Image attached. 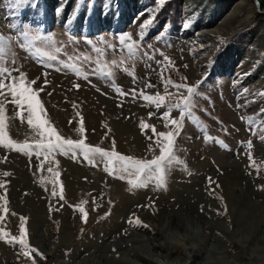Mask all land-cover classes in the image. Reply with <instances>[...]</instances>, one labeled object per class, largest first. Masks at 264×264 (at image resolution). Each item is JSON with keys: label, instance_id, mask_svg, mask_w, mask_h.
I'll return each instance as SVG.
<instances>
[{"label": "rangeland", "instance_id": "374dc122", "mask_svg": "<svg viewBox=\"0 0 264 264\" xmlns=\"http://www.w3.org/2000/svg\"><path fill=\"white\" fill-rule=\"evenodd\" d=\"M222 1L202 0L189 8L188 0H148L143 6L134 4L131 16L122 22L116 10L126 4L125 0H0V46L5 49L0 53V66L16 69L13 76L24 73L26 82L36 81L31 84L33 88L44 89L38 93L45 110L42 117L65 139L152 159L159 154L156 133L174 131L175 126L163 117L166 106L157 109L144 97L165 95L163 81L169 78L172 84L168 91L173 95L166 103L183 105L182 98L188 95L187 88L176 89L175 84L196 89L187 107L174 108L170 114L180 119L183 112L185 118L175 140L178 160L168 170L163 187L152 182L146 188H132L130 178L120 180L110 175L102 161L89 164L79 150L75 158L59 150L37 157L34 151L0 146V264H55L57 260L70 264L73 250H80V259L86 258L82 254L87 251L85 244L91 247L98 240L99 246L112 245L117 250L130 244L152 248L148 241L162 243V236L171 246L186 249L194 243L223 252L227 249V232L218 231L220 228L205 213L223 205L232 217L248 215L252 224L263 227L264 8L259 0ZM240 2L246 5L243 16L226 23ZM216 7H221L219 13L213 14ZM211 17L210 26L202 25ZM225 25L230 30L224 37L205 34L210 28L218 30ZM25 31L30 37L39 36L35 46L57 59L37 57L34 50L22 48ZM121 34L126 37L124 44L119 42ZM88 39L92 45L86 43ZM129 43L135 49L132 54L127 49ZM96 47L101 51L96 52ZM3 99L7 136L20 144L27 141L35 145L38 139L43 140L28 125L26 106L23 110L13 108L10 95ZM142 121L156 132L142 128ZM81 125L83 132L79 131ZM119 138H124L121 146ZM130 139L134 140L133 149L126 144ZM220 140L224 145L218 143ZM87 171H98L100 178H92V197L81 201L88 190H84L89 180L84 176ZM209 177L215 183L209 184ZM76 178L83 188L78 199L66 195ZM94 181H100L103 187L95 189ZM118 185L133 191L129 192L133 197L137 192L134 199L138 204L122 209L126 205L122 198L125 203L120 202L118 209L123 212H118L114 207L119 201ZM113 190L115 201H111ZM218 196L223 197V204ZM80 207L88 211L86 222ZM103 208V220H97ZM196 208L200 212L203 208V213H196ZM171 214L182 227L170 219ZM22 217L27 248L18 241L8 242L12 236H21ZM136 218L141 225L135 223ZM143 224L155 231L151 233ZM197 226L207 228L194 240L192 232ZM107 227L114 236L110 239L108 235L103 238ZM229 228L234 232L233 226ZM74 241L78 242L71 244ZM252 249L248 253L254 252Z\"/></svg>", "mask_w": 264, "mask_h": 264}, {"label": "snow or ice", "instance_id": "6c2138e0", "mask_svg": "<svg viewBox=\"0 0 264 264\" xmlns=\"http://www.w3.org/2000/svg\"><path fill=\"white\" fill-rule=\"evenodd\" d=\"M161 3L164 0H160ZM59 12V9L57 10ZM152 21H149L151 23ZM187 27V25H185ZM25 37V42L21 43L22 48H28L34 50V55L37 57H47L49 60H56L57 57L50 55L47 51H44L40 47H36L34 44L35 40H39V36H29V33L25 31L23 33ZM3 37H0L2 40ZM125 35L121 34L119 36V42L124 44ZM87 44L92 45L93 41L88 39ZM112 47V45H110ZM127 49L130 54L134 52L133 44H127ZM4 47L0 46V53L4 52ZM59 51V49H57ZM96 52H100L101 49L96 47ZM166 59V58H165ZM52 65H49L51 67ZM66 67L75 68L74 65H65ZM17 71L14 68H8L7 66H0V146L14 148L21 152H35L37 157L44 155L45 157L49 156L51 153L59 150L65 155L69 153L73 154L75 158V153L79 150L80 154L83 156L89 164H94L96 161H102L105 163V171L110 175L117 176L120 180L128 179V184L132 188H146L149 186V183L154 182L156 187H163L166 183V177L168 170L171 169L173 164L178 160V157L174 155L175 152V140L177 133L180 131L181 123L185 118V114L181 112L180 119H174L171 117L172 109H180L188 106V101L191 99L192 94L196 91L194 87H188L184 84H175L176 89L187 88V96H184L183 105L181 103H166L168 99L171 98L173 93L168 91V87L172 84L171 79L163 81L165 95L157 93L155 96L148 95L144 98L153 104H155L157 109H160L164 106L167 107V110L163 112V117L165 120L170 121L171 125L175 126L174 131H162L156 133L158 139L156 140V145L159 149V154L155 155L152 159H139L131 156L122 155L119 152L112 150L108 151L102 147H94L86 144L83 140H71L65 139L57 133V130L49 123L48 120L42 117L44 113V107L39 98V92L44 91L43 88H33L31 84H35L36 81L26 82V77L24 73H20L18 76H13L12 73ZM79 75V73H77ZM10 81V82H8ZM44 83L47 84L48 81L45 79ZM76 88H79L80 85H75ZM117 92L121 90L116 89ZM8 95L11 96L10 103L13 105V108L19 107L24 109L26 106L27 112V123L28 125L34 128L40 137H43V140L38 139L35 143L29 144L27 141L20 144L16 141L10 139L5 132V114H4V99ZM141 96H144V93H140ZM190 115V112L188 113ZM142 128H152L153 132H156L155 128L151 125H146L141 122L140 125ZM80 132L84 131L83 125H81ZM221 145H224V141H218ZM226 146V145H225ZM114 147V144H113ZM49 172H52L51 167L48 168ZM7 175V173H5ZM209 184L215 183L211 177L208 178ZM3 185L0 184V187ZM53 195H56V192L53 191ZM61 199L63 195L61 194ZM218 200L223 204V197L218 196ZM5 212L7 208L4 209ZM203 211V208L201 209ZM223 210L226 212L227 205H223ZM79 211L84 214L83 218L85 222L87 221L88 213L83 208L80 207ZM223 214V212L218 213ZM23 217L21 218L20 230L21 236L16 237L12 236L9 243L17 242L27 248V242L24 238V223ZM137 225H141L142 222L139 218L135 219ZM145 228H148L149 225L143 224ZM2 231V230H0ZM35 249H30V252H34ZM26 255L29 253H25Z\"/></svg>", "mask_w": 264, "mask_h": 264}, {"label": "bare ground", "instance_id": "6f19581e", "mask_svg": "<svg viewBox=\"0 0 264 264\" xmlns=\"http://www.w3.org/2000/svg\"><path fill=\"white\" fill-rule=\"evenodd\" d=\"M259 1L263 3V8H264V0H259ZM196 2H198L200 4L202 2V0H188L187 6L190 8L193 5H195ZM222 2H225V0L222 1ZM242 3L239 4L238 7L233 9V11L231 12L229 18L226 19V23L230 24L235 19L241 18L243 16L244 8L246 7V5H244V2H242ZM219 8H221V7H219ZM219 8L216 7V10H215V8H213V10H212L213 12L212 11L211 12L214 14V13H216L219 10ZM134 11H136V10H134ZM222 11L223 10H221V12ZM217 13H219V12H217ZM213 14H211V15H213ZM212 17H214V16H212ZM212 17L207 22L202 23V25L210 26L211 23L213 22V20H212L213 18ZM241 21H242V19H241ZM222 25H224V24H222ZM229 30L230 29L226 28V25H225V28L220 26L218 30H215V29L213 30V29L210 28L209 30L205 31V34L206 35H210V36L212 35V37L214 36V37H217V38H221V37H224L227 33H229ZM101 119L103 120V118H101ZM123 139L124 138H122V139L119 138L118 139L120 146L123 144V143H120V140L122 142V141H124ZM133 143H134V140H132V139H130L129 142H126V144L131 149H133ZM96 172H98V171H96ZM96 172L95 171H91V172L87 171V173H89V174L88 175L87 174L84 175V176H89L88 183L86 182V186L84 187V190H86L87 189L86 187H88V190L85 191L87 194H85V192L83 191L84 194H85L84 198H80L81 197L80 190L83 189V188L81 187L82 183L79 180V178H76V179H74L71 182V185L68 186L69 190L67 189L68 192L66 193V195H70L71 198H74V199L80 198L81 201H86L87 200L86 198L89 197V196L92 197L91 186H90L89 183L91 181H93L92 178H96V180L98 178H100V173H96ZM17 173H19V172H17ZM94 182H97V184H98V185L96 183L93 184V186L95 185V187H94L95 189L96 188L101 189L103 187L102 183H100V181H94ZM76 184H78V185H76ZM83 184L85 185V183H83ZM118 186L120 187V189L118 190L119 192L117 194L119 201H118L117 205H114L115 209H118L120 207V202H124V201H121L122 198H124L125 201H126V205L122 209H128L127 208L128 206H131V205H133L135 203L138 204V202L135 201V199H134L136 196H138L137 192H135L136 195H135V197H133V195L130 194L133 191H127V189L124 188L123 185L122 186L118 185ZM110 188H111V186L108 187V189H110ZM115 189L116 188H114V190ZM114 190H113V193H111V195L113 196V198H111V201L112 200L115 201L117 199V195L114 194ZM100 191H102V190H100ZM107 201H109V200H107ZM179 202H180L182 207L186 206L185 202H181V201H179ZM139 203H141V202H139ZM229 203H230V201H229ZM75 204H78V203H75ZM33 205H34V207H36L35 204H33ZM94 206L95 205H92L93 208H94ZM109 207L111 208V205ZM187 207H189V205H187ZM104 208H103V211L99 214V216H98V214L93 213V214H96V217L98 216V218H96L97 220L98 219H102L103 220V216L106 213ZM212 208H213L212 209L213 213L210 212V211L209 212H205L204 211L206 213V218H210V220L213 221L214 226L220 228L218 231H220V232H221V230L222 231H226L227 235H228L227 236L226 233H225V236L227 238L224 237V235H223L224 239H226L225 243L227 244V249L224 250L223 252H220V251H217V250H210L209 251L208 248H204V246H202V245H196L195 247L190 246V247H188L186 249H183L180 246H171L172 243L170 242V244H169V240H167L166 238L164 239L163 238L164 236L160 237L161 240L163 241L162 243L158 242V243L154 244L155 242L152 243V241L149 239L150 240V241H148L149 245L153 244L152 248L145 247V245L142 248H141V245H140V248H138V247L136 248V245H135V248H134V247H130V245H132V244H130V245H128L129 247L127 246L128 248H125V247L122 248L121 247V249L118 248V250H117L116 248H112L113 247L112 245L111 246H106V247L99 246L97 243L100 240H98V241L96 240L97 242L95 244H93L91 247H89V246H87L85 244V249L87 250L86 253H88V254L87 255H86V253H82V254H84V256H86V258L83 256L84 258L80 259L81 258V257L79 258V256H81L80 255V250H78V251H77V249L73 250V252H72L73 254H71V260L72 261H70V264H137L134 260H136V261L139 260L140 262L142 261L143 264H264V224H263V227L260 226L259 224H257V225H255V223L252 224V222H250V220H248V218H246L248 215L246 217H244V218L239 216V215H238V217H240V218H234V217L231 216L232 214L228 210H226V212L223 210V206L219 207V208H215V207H212ZM115 209H113V210H115ZM120 209H118L117 211L118 212L121 211ZM198 209L199 208H196L195 211H196V213H199L201 215V213H203V211L200 212ZM249 211H250V209H249ZM254 211L255 210H253V214H254ZM121 212H123V210ZM221 212H223V214H218V213H221ZM18 216H20V214ZM32 216L34 217V215H32ZM169 216L171 217L170 219H172L173 222L176 223V220H178V219L175 220L174 219L175 217H173L172 214L169 215ZM35 218H36V216H35ZM112 218H115V217L112 216ZM42 220H43V218H42ZM40 221H41V219H40ZM91 221H93V219H91ZM113 221H115V220H113ZM113 221H111V222L113 223ZM262 221L263 220H261V222ZM9 222L7 221V223H9ZM44 223H45V221H44ZM5 224H6V222H5ZM45 224H47V223H45ZM176 224H178L177 225L178 227H182L183 226L181 221L176 223ZM247 224H249L248 227H246ZM113 225H114V223H113ZM165 225H166V222L163 221V225L162 226H165ZM173 225H175V224L173 223ZM230 225L234 227V232H232V230H230V228H229ZM116 227H117V224L115 225V228ZM108 228L109 227H107L105 231L103 230L105 232V234H106L103 237L104 239H106L107 235H108V239H110L111 236L114 237L113 235L109 234L110 233V229L108 230ZM115 228H111V231L113 229H115ZM172 228H174V226ZM149 229L151 230V233L155 231V230H152V228H150V227H149ZM180 229L181 228H179V230ZM214 229H210V230L212 231ZM215 230H217V229H215ZM38 235H39V233H38ZM157 235H159V234H157ZM115 238H116V236H115ZM97 239H100V238H97ZM221 239L223 240V238H221ZM78 240H82V238L78 239ZM216 240L219 241L217 238H216ZM45 241H46V239H45ZM77 242L74 241V243H71V244H75ZM103 242H104V240H103ZM140 242H141V240H140ZM150 242H151V244H150ZM223 242H224V240H223ZM220 243H222V242L219 241V244ZM71 246H73V245H71ZM254 246H256V248H254ZM224 247H226V246H224ZM250 247L253 248L252 251H254L251 254L248 253ZM84 250H83V252H84ZM249 252H251V251H249ZM247 255H250V256H247ZM96 258H98L99 261H97ZM60 261L59 262H58V260L55 261V264H66V263H62V261L61 262Z\"/></svg>", "mask_w": 264, "mask_h": 264}, {"label": "clouds", "instance_id": "9594fccd", "mask_svg": "<svg viewBox=\"0 0 264 264\" xmlns=\"http://www.w3.org/2000/svg\"><path fill=\"white\" fill-rule=\"evenodd\" d=\"M206 228L207 226H204L203 228L197 226L196 228H194L192 232L193 239H198L201 232H206ZM192 246L195 247V244L193 243Z\"/></svg>", "mask_w": 264, "mask_h": 264}]
</instances>
